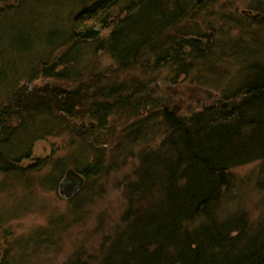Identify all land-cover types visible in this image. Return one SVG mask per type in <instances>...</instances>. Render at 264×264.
<instances>
[{
	"label": "trees",
	"instance_id": "obj_1",
	"mask_svg": "<svg viewBox=\"0 0 264 264\" xmlns=\"http://www.w3.org/2000/svg\"><path fill=\"white\" fill-rule=\"evenodd\" d=\"M73 1L74 7L79 1L80 12L71 19V32L54 28L43 35L53 53L68 49L67 54L42 59L53 58V67L41 63L36 73L29 70L8 105L0 107V174L15 179L4 181L0 192L13 198L20 181L30 202L42 186L64 203L57 190L66 172L76 171L87 183L101 177L107 155L126 140L141 149L133 173L117 186L125 203L120 225L113 236L99 240L98 248L81 243L65 264H264V214L254 223L247 208L224 216L222 212L240 182L237 169L261 163L255 185L264 192V63H247L233 90L187 98L180 81H201L215 89L217 80L207 79L205 72L222 57L216 55L219 46L210 35L183 30L181 25L215 0ZM23 2L0 0V20L6 21L5 16L20 10ZM246 18L252 27L253 21ZM105 31L111 33L104 36ZM30 38L18 31L3 43L14 55H25L33 47ZM83 46L92 51L90 58L105 55L114 63L102 80L86 74ZM2 55L0 49V59ZM136 70L145 75L146 83L134 77ZM162 70L171 73L164 86L152 80ZM0 71L2 82V63ZM39 80L43 87L24 86ZM38 117L54 123L37 125ZM18 123L26 134L20 138L27 141L19 138L16 145L10 141L16 138L13 125ZM81 128L91 131L86 136H91L93 146L84 141ZM9 129L14 132L5 136ZM57 133L81 139L78 149L92 162L82 169L78 159L66 163L54 158L53 151L36 158L37 144ZM68 202L74 204L71 214L86 215L82 194ZM15 206L1 207L0 252L29 250L28 237H16L9 227L13 216L25 210L23 202ZM3 253L0 264H17L13 254Z\"/></svg>",
	"mask_w": 264,
	"mask_h": 264
},
{
	"label": "rangeland",
	"instance_id": "obj_2",
	"mask_svg": "<svg viewBox=\"0 0 264 264\" xmlns=\"http://www.w3.org/2000/svg\"><path fill=\"white\" fill-rule=\"evenodd\" d=\"M77 3L79 5V1ZM77 3L74 7L73 0L72 2L70 0H24L22 6H19L20 10L17 9L14 13H8L5 16L6 21L4 17L0 20V34L2 33L0 36V49L3 50L0 63L4 66V76L6 77L2 82L0 81L1 108L8 105V98L15 91V86L23 82L22 78L30 74L28 73L29 70H37L38 66L42 67L41 63L53 67V58L46 62L41 61L53 53L52 49L47 48L46 43L43 42V35L54 28L65 30L68 33L71 32V19L80 12ZM214 3L216 4L197 12L193 18L188 19L181 25L183 30L189 28L196 33L199 32L201 36L210 35L214 40L213 42H216L219 46L218 51L220 52L216 55L222 57L220 64L217 62L216 65H213L214 67H211L210 70L208 68L205 72L207 79L217 80L213 81L215 89L212 88V84L208 86L201 81L196 82L192 79L186 81L182 79L180 81V87L187 93L185 94L187 98L204 97L211 92L222 95L225 90H233L238 85L240 74H243L242 72L247 63L251 64L253 61L264 63V0H215ZM226 6H228V9ZM246 16H249L250 20L253 21L251 22L252 27L247 26L249 21H247ZM18 31L30 35V39L33 41L31 51L25 55H14L15 53L11 51L10 47L3 43L9 36H15ZM98 32L101 34L100 31ZM76 33L82 34L80 31ZM110 33V31H105L103 35L108 36ZM80 39L78 38V42L83 44L84 42ZM83 47L82 52H85L86 55L82 60H84L83 63L87 69L85 70V72L87 71L86 74H89L90 78L93 74L100 75V80H102L103 72L113 69L114 63L105 55L90 58L92 51L87 46ZM67 50L59 51V54H57L58 59L66 55ZM53 55L57 59L56 53H53ZM90 71L93 73H90ZM135 72L134 77L146 83L145 75L139 70ZM169 74L171 75L169 70H162L157 75L153 74L152 80L160 81V85L164 86L163 84L169 82L166 81ZM90 78L85 83L90 82ZM43 82L39 80L32 82L31 85L23 84L33 88L43 87ZM22 85L21 87H23ZM43 118H40V121L36 124L43 125L47 121L48 124L54 123L52 119ZM18 124L13 125L15 128L13 136L16 138L10 141L16 145L18 144L16 140L20 138V135H26L25 130L20 127L21 124ZM55 128L57 129V127ZM11 130L13 131V129H9L8 132L4 131V135L6 136ZM80 130V134L85 138L84 141H89L93 146L91 136L90 138L86 136L92 134L91 131H87L85 128ZM71 138L70 135L62 134L61 136L60 133H57L47 138L48 142L41 141L35 149L36 158L47 157L53 151L54 158L62 161L67 160L66 163L71 164L74 159H78L81 162L82 169H84L92 160L87 158L86 152L79 151L81 139L73 137L75 144L71 145ZM20 139L19 141H27L25 137ZM161 139H157V143H160ZM119 148L107 155L108 164L101 177L90 179L89 183L84 179V187L81 193L76 195V197H79L82 194V199L87 201L88 206L86 207L87 210L83 211L86 214L84 216L71 214L74 204L66 200L64 203L59 202L51 188L43 189L42 186H37L39 195L33 198V202H30L26 188L23 187L24 184H21L20 181L17 183V191L11 193L14 199L6 193L0 192V212L4 211L2 208L12 210L17 203L22 205L23 202L25 205L23 215L13 216L15 219L11 221L9 227L15 229L16 237L26 236L30 240L27 246L29 250L22 252L16 247L5 249L0 252V259L4 254L3 252L9 251L17 260V264H65L78 250L81 243L88 247L95 246L98 248L99 240L103 236H113L116 227L120 225V219L125 209L122 191L117 186L123 181V177L133 173V167L138 160L136 157L141 149L139 144L130 147L129 141L126 142V140L121 142ZM131 154H135V157H130ZM28 165L25 162V167ZM260 166L261 163H258L237 169L235 174L239 177L240 182L237 189L231 193L232 200L228 203L226 201L222 206L223 216L247 208L248 211L250 210V216L254 223L262 218L264 214V192L258 191L255 185L259 177ZM45 172H50V168L45 169ZM32 177L36 178L37 176L34 174ZM8 180V177L0 174V191L4 187L3 182ZM9 181L15 183L14 178H10ZM21 195H26L28 197L27 201H24V197Z\"/></svg>",
	"mask_w": 264,
	"mask_h": 264
},
{
	"label": "water",
	"instance_id": "obj_3",
	"mask_svg": "<svg viewBox=\"0 0 264 264\" xmlns=\"http://www.w3.org/2000/svg\"><path fill=\"white\" fill-rule=\"evenodd\" d=\"M60 183L58 188L59 195L63 200H70L81 193L85 181L76 171L69 170Z\"/></svg>",
	"mask_w": 264,
	"mask_h": 264
},
{
	"label": "bare ground",
	"instance_id": "obj_4",
	"mask_svg": "<svg viewBox=\"0 0 264 264\" xmlns=\"http://www.w3.org/2000/svg\"><path fill=\"white\" fill-rule=\"evenodd\" d=\"M93 124V123H92ZM94 125V124H93Z\"/></svg>",
	"mask_w": 264,
	"mask_h": 264
}]
</instances>
